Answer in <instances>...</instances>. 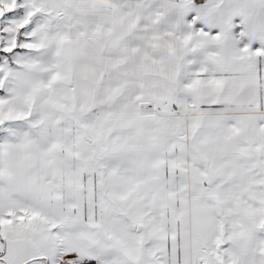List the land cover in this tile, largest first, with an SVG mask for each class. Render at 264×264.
Segmentation results:
<instances>
[{
    "label": "snow or ice",
    "instance_id": "obj_1",
    "mask_svg": "<svg viewBox=\"0 0 264 264\" xmlns=\"http://www.w3.org/2000/svg\"><path fill=\"white\" fill-rule=\"evenodd\" d=\"M0 264H264V0H0Z\"/></svg>",
    "mask_w": 264,
    "mask_h": 264
}]
</instances>
